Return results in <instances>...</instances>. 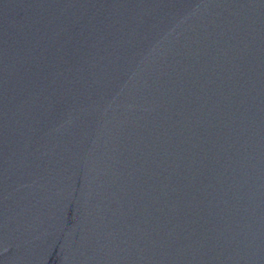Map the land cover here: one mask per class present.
<instances>
[{
  "label": "water",
  "instance_id": "95a60500",
  "mask_svg": "<svg viewBox=\"0 0 264 264\" xmlns=\"http://www.w3.org/2000/svg\"><path fill=\"white\" fill-rule=\"evenodd\" d=\"M0 264H264V0H0Z\"/></svg>",
  "mask_w": 264,
  "mask_h": 264
}]
</instances>
